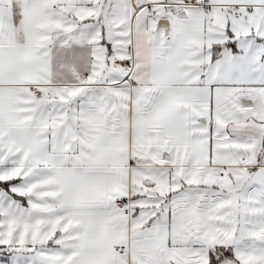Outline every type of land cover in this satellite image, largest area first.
I'll list each match as a JSON object with an SVG mask.
<instances>
[{"label":"snow or ice","instance_id":"obj_1","mask_svg":"<svg viewBox=\"0 0 264 264\" xmlns=\"http://www.w3.org/2000/svg\"><path fill=\"white\" fill-rule=\"evenodd\" d=\"M0 264H264V0H0Z\"/></svg>","mask_w":264,"mask_h":264}]
</instances>
